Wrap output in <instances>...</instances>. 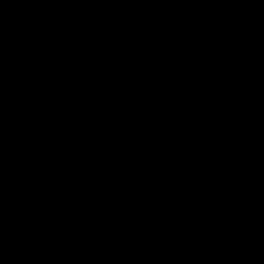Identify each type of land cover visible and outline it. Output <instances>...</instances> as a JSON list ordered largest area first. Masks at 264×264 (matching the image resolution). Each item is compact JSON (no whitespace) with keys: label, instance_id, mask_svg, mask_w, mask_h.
Masks as SVG:
<instances>
[{"label":"water","instance_id":"95a60500","mask_svg":"<svg viewBox=\"0 0 264 264\" xmlns=\"http://www.w3.org/2000/svg\"><path fill=\"white\" fill-rule=\"evenodd\" d=\"M0 264H264V0H0Z\"/></svg>","mask_w":264,"mask_h":264}]
</instances>
